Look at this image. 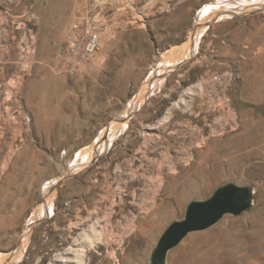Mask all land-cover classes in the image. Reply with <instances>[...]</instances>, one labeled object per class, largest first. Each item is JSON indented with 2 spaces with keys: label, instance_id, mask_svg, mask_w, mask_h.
<instances>
[{
  "label": "rangeland",
  "instance_id": "obj_1",
  "mask_svg": "<svg viewBox=\"0 0 264 264\" xmlns=\"http://www.w3.org/2000/svg\"><path fill=\"white\" fill-rule=\"evenodd\" d=\"M60 1L0 0L1 264H150L187 205L228 183L250 207L165 264H264V0ZM222 1L230 13L200 19ZM85 13L101 45L67 75L64 33Z\"/></svg>",
  "mask_w": 264,
  "mask_h": 264
},
{
  "label": "water",
  "instance_id": "obj_2",
  "mask_svg": "<svg viewBox=\"0 0 264 264\" xmlns=\"http://www.w3.org/2000/svg\"><path fill=\"white\" fill-rule=\"evenodd\" d=\"M63 45L60 48V53ZM252 202V190L248 186L225 184L201 201H191L182 220L168 225L159 237L150 256V264H165L168 251L175 247L189 232L203 230L215 224L225 214L238 215Z\"/></svg>",
  "mask_w": 264,
  "mask_h": 264
},
{
  "label": "built area",
  "instance_id": "obj_3",
  "mask_svg": "<svg viewBox=\"0 0 264 264\" xmlns=\"http://www.w3.org/2000/svg\"><path fill=\"white\" fill-rule=\"evenodd\" d=\"M100 45L94 17L89 13L75 17L64 33L63 50L60 53L64 73L67 75L77 73L81 65L94 58Z\"/></svg>",
  "mask_w": 264,
  "mask_h": 264
},
{
  "label": "bare ground",
  "instance_id": "obj_4",
  "mask_svg": "<svg viewBox=\"0 0 264 264\" xmlns=\"http://www.w3.org/2000/svg\"><path fill=\"white\" fill-rule=\"evenodd\" d=\"M231 1V0H230ZM237 1V0H236ZM54 2V1H53ZM58 3H60L61 1L60 0H57ZM228 2V1H227ZM225 3V2H215L213 4H207L205 6H203L199 13H200V19H203L205 21H210V20H214L216 19L217 17L219 18H222L224 16H226V12L227 9H230V5L231 4H228V3ZM62 3V2H61ZM220 3V4H219ZM225 3V4H224ZM236 3V2H235ZM249 4V2H247ZM240 5V4H239ZM63 6V5H62ZM233 8V7H232ZM225 11V13H223ZM235 11V10H234ZM220 13V14H219ZM230 13V11L228 12ZM206 23V22H205ZM204 25V24H203ZM207 25V24H206ZM195 38V37H194ZM196 43V42H195ZM193 50V49H192ZM191 50V51H192ZM192 53V52H191ZM189 53V54H191ZM192 55V54H191ZM188 56V55H186ZM165 61V60H164ZM160 64V63H159ZM148 79V78H147ZM145 84V83H144ZM157 87V86H156ZM153 89V88H152ZM151 90V89H150ZM148 92V91H147ZM133 105V104H132ZM130 105V110L129 111H132L133 109V106ZM134 111V110H133ZM127 112V110H126ZM125 113V116L123 118H126L128 113L126 114ZM164 122V121H163ZM127 120H123L122 122L119 123V129L117 130L116 134L114 135L115 139H117V137L119 135H121V133L123 132V127L125 128V126L127 125ZM156 129V128H155ZM197 130V129H196ZM152 138H153V135L151 133H146L144 136H143V143H142V146L140 147V153H142V157H145L148 152H149V149L150 147L154 146V145H157L158 142H154L152 141ZM198 153V152H197ZM201 153V152H199ZM91 157V156H90ZM82 161L86 160V157L84 156L82 159ZM196 177V183L197 184H200V185H203V183L205 182L206 184L209 182V176L206 175V171L203 170L202 172L200 173H195L194 175ZM87 236L86 237H89L88 234H86ZM92 239V238H91ZM99 239V238H98ZM93 244V243H92ZM77 260V259H76ZM1 261L2 259H0V264H1ZM81 261V259L79 260ZM81 264V263H80Z\"/></svg>",
  "mask_w": 264,
  "mask_h": 264
}]
</instances>
